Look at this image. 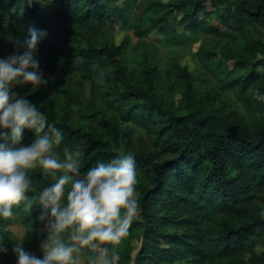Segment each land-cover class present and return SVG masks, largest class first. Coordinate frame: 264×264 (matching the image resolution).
Returning <instances> with one entry per match:
<instances>
[{
  "label": "trees",
  "instance_id": "1",
  "mask_svg": "<svg viewBox=\"0 0 264 264\" xmlns=\"http://www.w3.org/2000/svg\"><path fill=\"white\" fill-rule=\"evenodd\" d=\"M174 14H179L177 24L183 30L202 35L200 62L208 70L225 72L223 89L237 96L253 116L251 124L225 107L211 109L208 102L197 101L191 77L177 60L172 72L183 85L186 115L165 110L154 96L131 84L124 69L129 37L116 44V36L130 29L142 37L152 30L166 45H182ZM206 17H212L222 31ZM252 29L264 33V0H0V37L13 40L6 48L0 46V56L22 51L16 45L32 30L40 34L37 59L48 82L36 89L19 87L62 131L64 139L55 150L84 152L82 173L97 160L117 154L95 126L103 123L104 111L117 109L125 100L141 99L163 118L159 123L138 112L132 117L151 128L156 149H136L128 134L121 139L124 151L134 154L137 170L149 181L138 189L139 215L122 243L125 264H264V101L254 95L257 89L264 92V43L249 38ZM225 35L243 47H222L223 61H217L219 53L211 44ZM230 61L234 71L227 67ZM144 71L151 87L157 66ZM109 73L114 86L109 85ZM83 82L89 84L86 100ZM33 139L25 129L23 145ZM28 175L32 190L13 206V216L24 227L26 250L41 256L46 233L37 227L40 209L35 197L54 181L39 166ZM10 220L0 217V239L8 248L0 255V264H11L4 230ZM134 230L142 234L132 260Z\"/></svg>",
  "mask_w": 264,
  "mask_h": 264
},
{
  "label": "clouds",
  "instance_id": "2",
  "mask_svg": "<svg viewBox=\"0 0 264 264\" xmlns=\"http://www.w3.org/2000/svg\"><path fill=\"white\" fill-rule=\"evenodd\" d=\"M40 34L32 30L17 44L22 51L0 56V217L14 215L13 206L32 190L29 170L39 166L53 179L35 197L46 238L41 256L27 251L24 240L14 243L16 264H81L80 253L94 252L90 264H120V247L129 236L140 204L135 156L117 149L108 160H97L81 172L84 152L79 148L57 152L64 137L49 123L44 111L12 89L47 84L37 59ZM102 82V80L100 81ZM264 101V92L254 93ZM25 129L34 139L22 145ZM8 248L0 239V255Z\"/></svg>",
  "mask_w": 264,
  "mask_h": 264
},
{
  "label": "rangeland",
  "instance_id": "3",
  "mask_svg": "<svg viewBox=\"0 0 264 264\" xmlns=\"http://www.w3.org/2000/svg\"><path fill=\"white\" fill-rule=\"evenodd\" d=\"M164 3L170 0H162ZM121 3V1L119 2ZM221 11L224 14L228 13V8L223 7ZM176 18L174 26L184 42L179 46H168L164 43L163 38L156 31L149 30L148 33L142 37L134 35L133 31L126 29L120 31L115 38V43L120 44L123 37H129V46L126 50L124 57V69L131 84L139 91L154 96V99L158 101L165 110H172L175 114L182 116L186 115L189 109L186 106L184 100V89L181 80L174 72H172L173 60H177L181 68H184L190 75L193 83L194 98L200 101L209 103V108L225 107L226 112H234L236 115L245 120L247 124H251L253 116L247 111L243 104L238 100L237 96L231 91L224 90V77L223 74L216 72L215 67L212 70H208L203 66L198 58V49L201 44L202 35L200 33L192 34L187 30H183L181 24H177L179 20V14L173 15ZM213 25L222 28L212 18L206 17L204 19ZM112 22H117L116 16L112 18ZM249 38L264 43V33L258 29H252L249 33ZM13 40L0 37V46L3 48L8 47ZM219 43L214 41L212 45L214 51L219 53L217 61H223L220 53L224 46H231L233 48H242V42L234 43L228 36H224ZM150 65L157 66V73L155 79L152 81V86L146 82L144 69ZM227 67L230 71H234V62L227 63ZM225 71V68H222ZM220 71V72H222ZM110 78L109 85H116L114 77L111 73L108 75ZM75 81H79L78 77H74ZM84 89L82 91V97L84 100L88 97L89 84L82 83ZM78 88V86H77ZM13 91H16L19 95H23L19 85L15 86ZM207 97L209 99H207ZM143 100H125L120 103L117 109H108L104 111L102 116V124H95L96 128L103 132V137L106 141L112 143V148L116 151L122 149L124 151L121 139L124 134H128L131 137V142L138 150H152L156 149L154 146L156 141L152 138L151 128L143 126L139 121L133 119V115L138 112L144 116L151 115L156 122H163L161 115H156L150 110V108L144 106ZM22 143V140L20 142ZM138 173V184L136 186L137 196L139 194V188L149 183L140 172ZM37 227L40 232H44L43 223L36 221ZM8 232V238L10 240V249L15 242L23 240L24 227H22L15 216L11 217L10 223L4 229ZM168 230H171L169 227ZM141 231L134 230L132 233V239L130 242L131 258L134 259L136 252L140 246ZM23 247L25 245L23 243ZM124 244L120 247L121 252V264H125L126 260L122 255ZM26 249V248H25ZM262 248L258 246L257 251L260 252ZM89 251L88 257L84 256V253ZM81 257V264H90V257L94 255V252L88 248L82 249L79 254ZM11 264H16V257L14 253L11 254Z\"/></svg>",
  "mask_w": 264,
  "mask_h": 264
},
{
  "label": "built area",
  "instance_id": "4",
  "mask_svg": "<svg viewBox=\"0 0 264 264\" xmlns=\"http://www.w3.org/2000/svg\"><path fill=\"white\" fill-rule=\"evenodd\" d=\"M23 145V144H22Z\"/></svg>",
  "mask_w": 264,
  "mask_h": 264
}]
</instances>
